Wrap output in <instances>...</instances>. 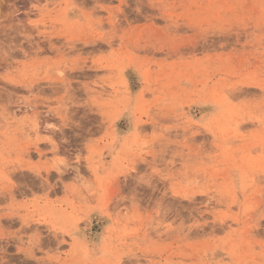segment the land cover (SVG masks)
Listing matches in <instances>:
<instances>
[{
  "label": "rangeland",
  "instance_id": "obj_1",
  "mask_svg": "<svg viewBox=\"0 0 264 264\" xmlns=\"http://www.w3.org/2000/svg\"><path fill=\"white\" fill-rule=\"evenodd\" d=\"M0 264H264V0H0Z\"/></svg>",
  "mask_w": 264,
  "mask_h": 264
},
{
  "label": "bare ground",
  "instance_id": "obj_2",
  "mask_svg": "<svg viewBox=\"0 0 264 264\" xmlns=\"http://www.w3.org/2000/svg\"><path fill=\"white\" fill-rule=\"evenodd\" d=\"M57 128V127H56ZM61 128V127H60ZM59 130V129H58ZM61 130H63V129H61ZM57 131V130H56ZM221 230V229H220Z\"/></svg>",
  "mask_w": 264,
  "mask_h": 264
}]
</instances>
